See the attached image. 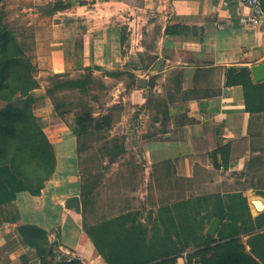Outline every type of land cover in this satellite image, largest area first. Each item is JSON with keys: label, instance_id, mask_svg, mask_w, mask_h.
<instances>
[{"label": "crops", "instance_id": "0c3cea01", "mask_svg": "<svg viewBox=\"0 0 264 264\" xmlns=\"http://www.w3.org/2000/svg\"><path fill=\"white\" fill-rule=\"evenodd\" d=\"M31 1L39 6L59 2ZM60 2L66 9L33 15L35 26L45 25L38 45L40 69L127 76L124 108L132 114L126 122L139 146L135 162L121 166V183L113 190L123 211L96 215L85 212L91 197L82 186L80 138L65 127L47 134L56 153L55 172L39 196L22 191L0 207V264H36L21 226L44 230L55 252L73 253L81 264H107L101 251L109 245L98 227L109 223L111 242L127 238L131 223L125 216L136 204L160 209L193 197L227 198L240 192L246 174L255 176L263 168H251V162L264 156V91L252 97L255 109L249 111L244 87L227 85V75L245 68L255 84L264 83L252 74L264 63V18L257 27H247L250 10L239 0ZM174 27L182 33L166 34ZM44 108L52 116L54 107ZM255 187L241 190L243 197L255 190L264 196V183ZM72 197L79 198L80 212L67 208ZM254 199L264 205V197H251L252 204ZM94 230L96 241L89 234Z\"/></svg>", "mask_w": 264, "mask_h": 264}, {"label": "rangeland", "instance_id": "374dc122", "mask_svg": "<svg viewBox=\"0 0 264 264\" xmlns=\"http://www.w3.org/2000/svg\"><path fill=\"white\" fill-rule=\"evenodd\" d=\"M51 8L50 5H35L31 0H0V29L2 32L11 33L12 37L17 40L22 52H19V60L21 63L27 62L31 79L36 81L40 87L30 93L35 102L30 103L29 107L24 106L28 95L21 93H17L9 104L21 110H34L35 115L44 123L45 130L49 129L45 132L46 135H55L53 134L55 128L65 127L73 131L77 127L78 116L85 118L91 114L97 118L94 122L97 124L101 116L110 114L112 116L111 126L99 130L90 129L79 137L81 176L82 186L86 189L85 193L91 197L89 199L91 204L89 208V204L87 205L85 212H95L96 215L118 213L124 209L117 207V203L114 202L116 197L113 190L117 189L121 183L118 179V172L121 166L135 162V148L139 146L131 140L132 127L126 122L132 114V111L124 108V94L128 93L127 76L105 72L95 75L92 69H84L66 74L53 81L52 78L56 74L40 69L37 63L40 33L44 29L41 27L45 25L35 26L33 20L34 14H47ZM57 81L78 82V86L55 89L54 83ZM49 88H54V94L60 105V111L52 110V116L47 115L44 108L46 104L50 109L53 106L47 93ZM9 104L6 100H0V113L6 111ZM137 113L140 112L137 111ZM4 116H9V114L0 116V123L3 126H10L12 121ZM52 118H57V120L53 121ZM55 138L56 136L51 137L54 143H56ZM255 160L253 168L257 170V165L258 167L262 165L263 168L258 169L255 176L252 173L246 174V183L241 182L238 188L240 192L229 195L227 198L224 196L193 197L177 204L174 208H143L141 204H136L133 207L134 211L125 216L131 223L127 228L131 230L132 227H136L137 240H141L142 234L146 235L145 250H149L151 246L159 250L156 263L160 261L162 247L168 248L174 245L177 248V252L171 255L176 259L174 264H205L206 260H209L207 229L215 218L220 219L219 216H221L224 221L220 220V226L216 234L212 236L214 239L212 246L221 243L220 232H224V235H232L233 231L230 230L229 224L233 218L238 221V226L241 228L242 222L248 218L245 206H249L253 218L261 214H257L259 210L253 208L250 199L251 197H263L261 196L263 194L255 190L243 197L241 191L248 188L256 189L255 184L264 183V156H258ZM111 199L113 202H105L107 208L104 209L105 205H102V201ZM121 222L122 219L118 221V223ZM262 223H264V217L261 218ZM236 238L246 243L249 236L240 234ZM117 239L119 237L115 239L118 246ZM249 249L247 247L248 251ZM255 260L260 262L256 257Z\"/></svg>", "mask_w": 264, "mask_h": 264}, {"label": "trees", "instance_id": "16d2710c", "mask_svg": "<svg viewBox=\"0 0 264 264\" xmlns=\"http://www.w3.org/2000/svg\"><path fill=\"white\" fill-rule=\"evenodd\" d=\"M51 7L50 14L66 9V6L60 0ZM182 30L183 28L181 27L167 28L166 34H180ZM19 52H21V49L17 40L12 37L11 33L2 32L0 29V100H6L9 104L17 93H21L28 95L24 106L29 107L30 103L33 104L35 102L30 93L40 87L36 81L31 79L27 62H20ZM65 75L56 74L52 79L56 81L57 78ZM54 84L55 89L66 86H78V82L65 83L57 81ZM227 85H242L244 87L247 109L249 111L255 109L250 106L252 97H258L264 91V83L255 84L251 77V72L245 68L230 70L227 75ZM54 92V88L47 89L53 107L58 112L60 111V105ZM6 113L9 116L4 117H8L9 121L12 122L10 126H3L0 123V207L11 203L15 199L16 194L22 191H27L33 196H39L45 183L51 179L56 169L54 146L45 134L44 123L41 118L35 115L34 110H21L9 104L7 110L1 112L0 116L6 115ZM96 119L91 114L85 118L78 116L76 119L77 127L73 130V133L80 137L81 134L88 132L90 129L99 130L112 124V116L110 114L101 116L97 124L94 123ZM251 163L252 168L254 159ZM245 212L248 218L242 222L241 228L238 226V221L233 218V221L229 224L230 230L233 231L232 235L228 236L224 235V232H220L222 237L220 244L216 243V245L212 246L214 239L207 236L209 260H206L205 264H264V223L261 224L264 212L253 218L248 205L245 206ZM219 217L220 219H218L222 221L223 217ZM109 228V223H106L96 229L100 237L104 236L102 242L109 245L108 251H101L107 264L175 263V257H171L172 254L177 252V248L174 245L168 248L163 246L162 253H160V261L156 263L159 250L157 248L154 249L153 246L149 250H145L146 235L142 234L141 240H137L136 227H132L131 233L128 232L127 238L117 239L121 242L118 243V246L115 240L111 242ZM20 231L25 245L37 253L42 264H81L77 260L71 263L56 262V252L53 245L49 242L48 233L44 230L34 226H21ZM89 234L95 240V230ZM240 234L249 236L246 243L236 238ZM247 247L250 248L249 251ZM255 257L260 262H257ZM22 260L25 263L28 262V258H23Z\"/></svg>", "mask_w": 264, "mask_h": 264}, {"label": "built area", "instance_id": "2783aa9c", "mask_svg": "<svg viewBox=\"0 0 264 264\" xmlns=\"http://www.w3.org/2000/svg\"><path fill=\"white\" fill-rule=\"evenodd\" d=\"M244 4L249 10L250 13L245 17V25L249 28L257 27L261 20L264 18V9L261 0H239ZM32 260L36 264H42L40 257L37 253L32 250ZM74 260L80 261V259L75 256V254L70 252L58 251L56 252L55 261L58 263H71Z\"/></svg>", "mask_w": 264, "mask_h": 264}, {"label": "water", "instance_id": "95a60500", "mask_svg": "<svg viewBox=\"0 0 264 264\" xmlns=\"http://www.w3.org/2000/svg\"><path fill=\"white\" fill-rule=\"evenodd\" d=\"M252 74H253V77H254L255 81H257V82L264 81V63L259 64L257 66H254L253 69H252ZM139 86L145 87V80L144 79H140L139 80ZM257 203H259V202L255 201L253 203L256 209L258 208L257 207ZM66 205H67V208L74 209L77 212L81 211V206H80V202H79V198L78 197L69 198L67 200ZM220 223H221V221L218 218H215L212 221V223L209 226V228L207 229V235H209L211 237L214 236L216 234L219 226H220Z\"/></svg>", "mask_w": 264, "mask_h": 264}, {"label": "bare ground", "instance_id": "6f19581e", "mask_svg": "<svg viewBox=\"0 0 264 264\" xmlns=\"http://www.w3.org/2000/svg\"><path fill=\"white\" fill-rule=\"evenodd\" d=\"M255 201L259 202L257 203V207H258V210H263L264 209V205L261 203V201L257 200V199H254Z\"/></svg>", "mask_w": 264, "mask_h": 264}]
</instances>
